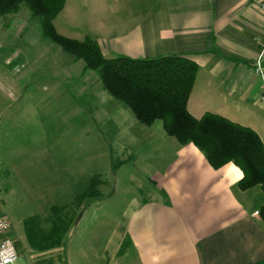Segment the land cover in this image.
I'll use <instances>...</instances> for the list:
<instances>
[{"label": "crops", "instance_id": "obj_1", "mask_svg": "<svg viewBox=\"0 0 264 264\" xmlns=\"http://www.w3.org/2000/svg\"><path fill=\"white\" fill-rule=\"evenodd\" d=\"M80 2L74 0V6ZM119 2L109 8L116 9ZM263 2L151 0L143 12L146 18L136 27L124 30L123 22L102 19L95 23V32L106 57L178 54L192 59L198 73L189 111L195 117L208 111L224 115L252 127L264 142V81L255 66L264 44ZM124 114L116 116L119 126ZM155 123L142 124L147 128L122 140L132 144V162L154 159L161 164L146 169L150 187L137 184V194L129 202H113L111 216L107 202L92 209L102 214L97 224L114 225L106 239L102 232L91 233L81 264H264L260 187L241 190L243 172L238 166L213 168L195 145H180L167 134L152 132ZM142 144L152 149L149 158L136 150ZM117 163L121 167L124 161ZM127 173L123 175L131 186L143 182L137 173ZM87 182L84 199H100L105 188H94L91 178ZM90 218L81 215L79 222ZM72 245L70 250L59 244L51 250L56 256L52 264H78L72 260Z\"/></svg>", "mask_w": 264, "mask_h": 264}, {"label": "rangeland", "instance_id": "obj_2", "mask_svg": "<svg viewBox=\"0 0 264 264\" xmlns=\"http://www.w3.org/2000/svg\"><path fill=\"white\" fill-rule=\"evenodd\" d=\"M80 1L88 6L70 0L55 28L70 38L97 41L96 22L121 21L124 30L132 29L146 18L151 0H117L113 10L115 0ZM83 65L44 36L26 5L0 16V214L11 221L19 257L29 264H52L51 250L58 244L70 250L71 242L76 244L72 260L81 264L91 233L102 232L106 239L114 225L97 224L101 213L92 209L107 202V216L113 215V202H129L137 184L150 187L146 169L161 166L154 159L132 162V144L122 140L147 127ZM122 114L126 118L119 126L116 116ZM150 130L166 134L161 121ZM136 150L148 158L152 152L145 144ZM130 171L143 182L131 186L123 175ZM90 178L94 188H105V196L97 192L102 196L95 201L84 199ZM87 214L90 220L79 222Z\"/></svg>", "mask_w": 264, "mask_h": 264}, {"label": "trees", "instance_id": "obj_3", "mask_svg": "<svg viewBox=\"0 0 264 264\" xmlns=\"http://www.w3.org/2000/svg\"><path fill=\"white\" fill-rule=\"evenodd\" d=\"M66 0H0V16L16 13L26 5L42 26L43 34L78 61L84 71H96L103 89L126 105L143 125L157 121L180 145L193 144L215 168L233 163L243 177L241 190L260 187L264 194V142L250 126L215 113L195 117L188 101L197 77L198 64L178 54L151 58L125 55L106 57L99 43L87 36L77 40L57 32L54 20ZM264 220V205L259 210Z\"/></svg>", "mask_w": 264, "mask_h": 264}, {"label": "built area", "instance_id": "obj_4", "mask_svg": "<svg viewBox=\"0 0 264 264\" xmlns=\"http://www.w3.org/2000/svg\"><path fill=\"white\" fill-rule=\"evenodd\" d=\"M264 7V2L262 4ZM264 55V44L255 63L256 71L260 74L264 81V69L262 66V58ZM264 100V94H263ZM1 210V202H0ZM12 228L11 221L0 214V264H29L28 262L21 261L19 253L15 246V239L10 235Z\"/></svg>", "mask_w": 264, "mask_h": 264}]
</instances>
